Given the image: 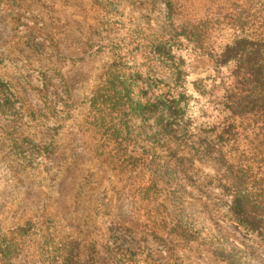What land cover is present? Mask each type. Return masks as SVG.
Instances as JSON below:
<instances>
[{"label":"rangeland","instance_id":"374dc122","mask_svg":"<svg viewBox=\"0 0 264 264\" xmlns=\"http://www.w3.org/2000/svg\"><path fill=\"white\" fill-rule=\"evenodd\" d=\"M238 1L177 0V22ZM167 13L164 0H0V264H217L208 235L264 264L202 194L213 171L172 164ZM176 53L187 81L211 67Z\"/></svg>","mask_w":264,"mask_h":264},{"label":"trees","instance_id":"16d2710c","mask_svg":"<svg viewBox=\"0 0 264 264\" xmlns=\"http://www.w3.org/2000/svg\"><path fill=\"white\" fill-rule=\"evenodd\" d=\"M164 2L173 33L164 41L158 36L156 53L167 63L172 84L160 93L158 106L170 119L160 129L179 135L181 146L171 151L172 164L181 167L183 160L196 161L210 168L213 174H205L202 194L220 201L225 208L220 218L264 251V0H239L232 15L217 11L201 22L180 23L177 0ZM183 45L194 56L211 61V67L188 81L184 61L176 53L186 49ZM213 238L204 237L211 260L240 264L236 248Z\"/></svg>","mask_w":264,"mask_h":264}]
</instances>
